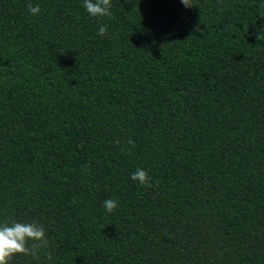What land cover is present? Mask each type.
<instances>
[{"label":"trees","instance_id":"obj_1","mask_svg":"<svg viewBox=\"0 0 264 264\" xmlns=\"http://www.w3.org/2000/svg\"><path fill=\"white\" fill-rule=\"evenodd\" d=\"M83 2L0 0L8 264H264V0Z\"/></svg>","mask_w":264,"mask_h":264},{"label":"clouds","instance_id":"obj_2","mask_svg":"<svg viewBox=\"0 0 264 264\" xmlns=\"http://www.w3.org/2000/svg\"><path fill=\"white\" fill-rule=\"evenodd\" d=\"M181 2L185 7H192L194 5L192 0H181ZM83 7L93 17L112 15L109 11L111 8L110 0H84ZM27 8L31 15H37L41 11L39 5H32L31 3L27 5ZM106 33L107 26H100L98 34L104 36ZM128 143L134 145V141L129 140ZM131 179L138 181L141 185L152 186L148 172L144 169L138 168L131 174ZM103 207L111 213L118 207V201L105 199ZM29 241H32L31 245H29ZM47 246L46 230L36 222L23 223L13 221L11 224L5 223L0 225V264H8V261L16 254L36 258L40 249ZM49 258H51L50 254Z\"/></svg>","mask_w":264,"mask_h":264}]
</instances>
